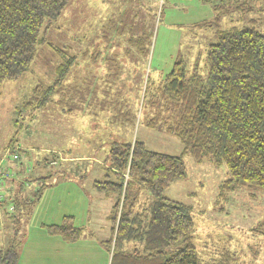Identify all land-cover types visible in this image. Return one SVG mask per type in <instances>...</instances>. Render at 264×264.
I'll return each mask as SVG.
<instances>
[{"label":"rangeland","instance_id":"374dc122","mask_svg":"<svg viewBox=\"0 0 264 264\" xmlns=\"http://www.w3.org/2000/svg\"><path fill=\"white\" fill-rule=\"evenodd\" d=\"M218 4L226 12L216 19ZM247 5L251 10L235 9L232 0H70L45 27L44 43L37 46L28 71L0 86V188L5 197L0 249L12 246L18 264H109L105 243L114 197L91 187L94 170L102 180L113 141L136 139L150 150L181 155L180 140L165 131L173 101L161 91V80L178 57L189 71L196 68L206 77L205 49L217 41V30L249 27L264 34V0ZM204 21L211 25L195 27ZM58 49L75 58L68 82L78 96L89 95L87 112H66L67 97L35 111L24 106L35 86L54 80L62 60ZM91 92L95 96L90 98ZM61 152L95 161L63 162ZM183 161L185 178L172 182L162 197L190 210L200 264H216L219 250L226 249L236 255V264H264V233L256 231L264 219V193L240 187L220 200L226 166L196 162L189 155ZM40 171L51 175L46 183L38 179ZM20 175L37 180L24 183ZM16 190L28 200L9 216L6 209ZM65 217L81 231L75 241L48 233L49 225Z\"/></svg>","mask_w":264,"mask_h":264},{"label":"trees","instance_id":"16d2710c","mask_svg":"<svg viewBox=\"0 0 264 264\" xmlns=\"http://www.w3.org/2000/svg\"><path fill=\"white\" fill-rule=\"evenodd\" d=\"M69 1L0 0V86L28 71L37 46L44 43L45 27ZM232 1L235 9L243 11L251 10L244 7L248 2L254 7L258 0ZM223 8L214 6L216 19L226 12ZM209 25L204 21L195 27ZM57 51L62 60L54 80L35 86L24 106L35 111L67 97L66 112L77 108L87 112L84 104L90 103L89 95L78 96L75 84L68 82L75 58ZM194 64L197 67V58ZM205 66L207 76L202 77L178 57L161 80V91L173 101L165 131L180 140L181 155L150 150L136 139L110 145L105 177L92 183L96 191L114 197L110 238L105 243L109 264L201 263L192 242L195 222L190 210L162 197L172 182L185 178L183 155L226 166L228 177L218 186L220 200L240 187L264 193V34L249 27L217 30V41L205 49ZM27 200L14 195L13 210ZM67 219L49 225L48 233L68 242L77 240L81 231ZM256 231L264 233V219ZM226 250H219L216 264H236V255ZM0 264H18L12 246L0 249Z\"/></svg>","mask_w":264,"mask_h":264},{"label":"crops","instance_id":"0c3cea01","mask_svg":"<svg viewBox=\"0 0 264 264\" xmlns=\"http://www.w3.org/2000/svg\"><path fill=\"white\" fill-rule=\"evenodd\" d=\"M74 140H75V138H74ZM107 159V158H106ZM106 159L104 160V164H103V167L104 168H106L107 167V162H106ZM41 160V159H40ZM76 160H79V161H90V160H92V161H95L92 157L90 158V155L89 156H87V157H84V158H81V157H77V156H72V155H69V153H68V155H67V153L65 154L64 152H61V161H69V162H73V161H76ZM97 164H99V165H102L100 162H98ZM95 172V175H93V181H91V187H92V183L95 181V180H98V181H100L99 179H96L97 178V176H98V173L100 172L99 171V169H97V170H94ZM46 171H40V175H38L39 177H38V179H40V180H44L43 182L44 183H46L45 182V180H48L47 178L49 177V176H51V175H49V174H47V173H45ZM65 172V171H64ZM63 171H59L58 173H64ZM47 175H49V176H47ZM47 176V177H46ZM101 179L103 180V178L105 177V172H103L102 174H101ZM20 178L21 179H24V181H22V182H24V183H31L32 181H34L35 179L34 178H32V177H25V175H20ZM37 180V179H36ZM52 177L51 178H49V183H52ZM16 184V186L17 187H22L21 186V184H17V183H15ZM5 185V184H4ZM4 185H3V187H4ZM14 186V185H13ZM13 186L9 183L8 184V187L9 188H12V190L14 191V189H13ZM95 190V189H94ZM97 192V194L98 195H102V196H104L105 198L106 197H108V196H106V195H104L103 193H100V192H98V191H96ZM13 195H16V196H19V197H22L23 199H28V198H26V197H24V196H22V194H18V192H17V190L14 192V194ZM10 197V196H9ZM11 199H13V197H11ZM21 199V198H20ZM113 200H114V198H113ZM113 204H114V202H113ZM113 204H112V206H113ZM13 206L14 205H12V206H10V207H8L7 209H6V214L7 215H9V216H11V215H13V213H14V210H13ZM112 206H111V208H112ZM111 211V210H110ZM0 214H1V212H0ZM1 219V218H0ZM14 225H15V223H14Z\"/></svg>","mask_w":264,"mask_h":264},{"label":"built area","instance_id":"2783aa9c","mask_svg":"<svg viewBox=\"0 0 264 264\" xmlns=\"http://www.w3.org/2000/svg\"><path fill=\"white\" fill-rule=\"evenodd\" d=\"M15 148H16V146H15ZM11 156H12L13 159H17L18 158V154L17 153H12ZM3 173H4L3 169L0 166V187H1V177H2ZM125 179H127V175H125ZM3 200H4V196L1 193V188H0V207H1V203L3 202Z\"/></svg>","mask_w":264,"mask_h":264}]
</instances>
